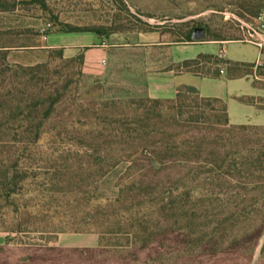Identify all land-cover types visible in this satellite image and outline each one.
Masks as SVG:
<instances>
[{"label":"trees","instance_id":"trees-1","mask_svg":"<svg viewBox=\"0 0 264 264\" xmlns=\"http://www.w3.org/2000/svg\"><path fill=\"white\" fill-rule=\"evenodd\" d=\"M25 3L45 7L44 0H0V14ZM262 4L237 0L230 11L252 23ZM124 10L140 31L161 27ZM194 28L193 20L174 24L170 40L160 42H192ZM120 29L59 31L104 37ZM245 33L230 17L207 26L204 40L244 42ZM39 36L38 29L0 24V231L94 232V251L107 244L148 250L177 234L215 261L223 249L253 250L264 231V125L231 123L223 99L192 85H179L172 98L82 90V54L65 58L62 47L39 44ZM21 53L44 59L22 63ZM222 55L199 53L180 65L211 78L254 73L243 69L253 63Z\"/></svg>","mask_w":264,"mask_h":264},{"label":"rangeland","instance_id":"rangeland-1","mask_svg":"<svg viewBox=\"0 0 264 264\" xmlns=\"http://www.w3.org/2000/svg\"><path fill=\"white\" fill-rule=\"evenodd\" d=\"M254 1L258 5L264 3V0ZM44 3L42 10L25 3L19 5L14 14H0V24L38 29L40 36L36 40L42 45H46L47 37L48 42L63 43L82 38L80 40L85 44L81 46L67 44L52 47H62L65 58L82 54L80 86L82 90L98 87V92H102L104 98L155 97L154 94H159L160 84L167 87L161 80L158 84L156 78H165V72L169 70L174 75L181 74L184 68L180 62L194 58L199 53L220 52L221 45L215 43L160 42L170 40L172 25L193 20L194 27H203L205 30L207 26L212 29L220 27L230 17L239 22L244 21L230 11L236 8L237 0H44ZM122 3L138 19L161 27L152 32L140 31L141 24L128 15ZM64 26H119L121 29L93 42L84 39L91 32H60L59 29ZM245 37L244 42L234 41L222 45L225 49L222 56L232 61L253 63V66H243V69L254 70L246 77L255 86L264 87V45L258 48L250 42L253 38L247 33ZM205 38L201 41H209ZM16 59L22 63H33L44 57L39 58L37 53H21ZM204 65L212 66L210 63ZM188 78V81L195 82L201 91L207 93H217L227 88L228 91L244 94L253 89L249 80L229 78L225 73L216 77L219 80ZM241 98L244 101H256L258 106L264 105V97ZM227 101L233 123L264 125V109L240 107ZM6 236L11 238L8 243L5 242ZM263 242L264 231L253 250L248 248V244L241 249L236 246L223 249L219 254L220 261H215L208 259L201 246L185 242L177 234L170 236L160 247L148 250L119 249L107 244L94 251L98 248V235L94 232L69 229L52 233L0 231V264H246L250 254L252 258L249 264H264V251H261ZM47 248L53 249L48 251ZM33 249L39 251L32 253ZM225 256L232 259L224 260L222 257Z\"/></svg>","mask_w":264,"mask_h":264},{"label":"crops","instance_id":"crops-1","mask_svg":"<svg viewBox=\"0 0 264 264\" xmlns=\"http://www.w3.org/2000/svg\"><path fill=\"white\" fill-rule=\"evenodd\" d=\"M90 36H88V38H84V39H89L90 41H100L101 36L91 32V34H89ZM48 37L46 38V45L47 46H65L67 44H71L73 46H81L82 44H85V43H82V41L80 39L82 38H79V39H76L74 40L73 42L71 43H63V42H48ZM229 42H234V41H226V42H209V41H197V42H191V44H203V43H215V44H219L221 45V48L219 50H223V55L225 54V49L223 48L222 45L226 44V43H229ZM214 54H218V53H214ZM190 59V58H189ZM188 76H191L192 80H200V81H209V80H219V78H211V77H206V76H199V75H195L191 72H182L181 74H178V75H174L171 70L165 72V78H156V81L158 84L160 83V80L162 82H165V84H167V87H163V85H159V94L158 95H153L155 97H172L174 96L175 92H176V87H178L179 85H192L194 87H196V89L198 90L199 94L202 95V96H215V97H219L221 99H223L224 101H227L229 100V102H232V104L234 103L235 105L237 106H240V107H243V106H246V107H249V108H252V109H259V110H263V108H259L256 101H252V102H245V101H242L240 100L241 97H244V96H248V97H264V89L263 88H260V87H257V86H254L252 84V82L249 80V78H247L246 76L244 77H240V78H243L245 79L246 81L249 80L252 84V87L253 89L251 91H248L247 93H244V94H240L238 93L237 91H228L227 88H225L224 90L222 91H219L217 93H207V92H203L201 91V89L198 87V85H196L195 82H190L188 81L189 78ZM226 85V83H225ZM165 88V89H164ZM150 90L152 91V88H150ZM164 90V91H163ZM227 103V111H228V116H229V105H228V101L226 102ZM229 120L231 123H233L231 121V118L229 116Z\"/></svg>","mask_w":264,"mask_h":264},{"label":"built area","instance_id":"built-area-1","mask_svg":"<svg viewBox=\"0 0 264 264\" xmlns=\"http://www.w3.org/2000/svg\"><path fill=\"white\" fill-rule=\"evenodd\" d=\"M240 23L245 27L248 36L253 38L250 42L258 48H261L264 45V3L260 6L252 23L244 21H240Z\"/></svg>","mask_w":264,"mask_h":264},{"label":"water","instance_id":"water-1","mask_svg":"<svg viewBox=\"0 0 264 264\" xmlns=\"http://www.w3.org/2000/svg\"><path fill=\"white\" fill-rule=\"evenodd\" d=\"M205 36V30L203 27H195L191 33L192 42L201 41Z\"/></svg>","mask_w":264,"mask_h":264}]
</instances>
